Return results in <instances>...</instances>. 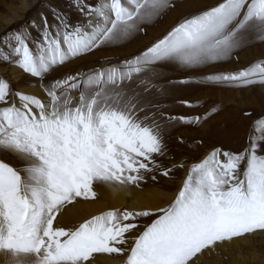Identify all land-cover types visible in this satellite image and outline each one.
Wrapping results in <instances>:
<instances>
[{
  "label": "snow or ice",
  "instance_id": "6c2138e0",
  "mask_svg": "<svg viewBox=\"0 0 264 264\" xmlns=\"http://www.w3.org/2000/svg\"><path fill=\"white\" fill-rule=\"evenodd\" d=\"M174 6L172 0H76L85 21L54 12L55 23L45 17L38 38H7L0 64L38 78L45 97L13 91L0 77V156L19 165L0 159V264H94L97 254L124 255L123 264H196L218 244L264 232V116L253 122L259 135L250 133L242 151L215 147L192 164L166 207L111 208L74 228L55 223L77 198L96 199L95 185L139 187L145 173L162 167L156 157L165 152V118L150 99L160 65L200 69L253 40L264 43V0H221L120 64L43 83L57 67L127 41ZM200 82L264 85V59ZM166 119L199 123L200 117Z\"/></svg>",
  "mask_w": 264,
  "mask_h": 264
},
{
  "label": "rangeland",
  "instance_id": "374dc122",
  "mask_svg": "<svg viewBox=\"0 0 264 264\" xmlns=\"http://www.w3.org/2000/svg\"><path fill=\"white\" fill-rule=\"evenodd\" d=\"M30 1L0 0V49L6 47L5 41L15 33H29L32 37L38 38L45 17L49 23H55L54 12L67 15L72 23L85 21V17L76 7V0H35L32 4ZM187 1L193 0H172L175 6L162 11L150 23L143 25V31L135 33L120 44L102 47L89 55L70 60L46 75L43 83L48 84L54 78H63L76 72H87L108 64H120L121 61L138 55L164 36L183 18L221 2V0H215L213 3L196 9H187L182 16L165 23L167 16L176 7L178 8V5ZM26 2L28 3L27 7L24 6ZM80 2L95 5L98 0H80ZM262 59H264V43L253 40L243 48L237 49L230 59L208 67L186 69L179 65H160V74L153 80L156 87L152 90L150 99L160 106L158 111L163 112L165 118L162 121L165 123V152L164 155L156 157L162 167L156 171L145 173L139 187L134 185L123 187L95 185L94 191L97 193V198L94 200L77 198L76 201L61 210L55 221L56 225L74 228L84 220L111 209L106 206L108 201L101 193L103 188L114 190L115 194L120 196V204L112 208L127 207V203L135 202V198L141 190L155 191V200L159 201L157 208L166 207L178 193L191 165L200 162L213 148L221 147L233 152L242 151L249 141L250 133L254 136L259 135L253 128V122L264 116V85L255 84L238 88L208 86L201 83L200 80L202 76L209 73L238 71ZM17 70L19 69L10 64H0V77L10 82L13 91L38 87L44 93L38 78L21 72L22 77L19 80H14L12 77L14 71ZM182 80L188 82L179 83ZM181 101L188 103H181ZM169 116L200 117V120L199 123H182L179 120L167 121L166 118ZM0 159L14 167H19L12 157L0 156ZM174 165L176 167H173ZM164 169H171L168 176L162 175ZM154 218L155 216L142 218L139 223L147 224ZM141 230L142 228L137 231ZM130 246L129 244L126 247ZM243 251V255L234 263L229 262L228 264H259V261H264L262 249L253 252L250 247H244ZM2 259L3 257L0 256V260ZM124 260V255L97 254L94 264H123Z\"/></svg>",
  "mask_w": 264,
  "mask_h": 264
},
{
  "label": "bare ground",
  "instance_id": "6f19581e",
  "mask_svg": "<svg viewBox=\"0 0 264 264\" xmlns=\"http://www.w3.org/2000/svg\"><path fill=\"white\" fill-rule=\"evenodd\" d=\"M35 0H31L30 3L32 4ZM99 2V0H98ZM97 2V3H98ZM30 4V5H31ZM25 7L28 6L26 2L24 4ZM88 58V57H87ZM21 70L14 71L13 79L19 80L22 76ZM22 92H27L28 94L37 95L41 98L45 97V94L37 87V88H27L22 89ZM11 100V97H10ZM105 187V185L103 186ZM101 188V187H100ZM103 197L107 199L106 206L114 207L119 203L120 196L115 194L114 190H107L103 188L101 191ZM155 191L151 190H141L139 191L137 197L135 198V202L127 203V207L132 209H140V208H147V209H155L159 207V201L155 200L154 194ZM244 247H250V249L254 251L258 249H262L264 251V232L257 231L253 234L246 235L242 238H236L231 240L230 242H224L218 244L216 249L213 251H207L196 261V264H228L234 263L236 259L244 253ZM251 261L253 259L249 258ZM259 264H264V261H259Z\"/></svg>",
  "mask_w": 264,
  "mask_h": 264
},
{
  "label": "crops",
  "instance_id": "0c3cea01",
  "mask_svg": "<svg viewBox=\"0 0 264 264\" xmlns=\"http://www.w3.org/2000/svg\"><path fill=\"white\" fill-rule=\"evenodd\" d=\"M215 0H193V1H187L185 3H182L180 5H178V8L176 7V9L170 13L169 16H167V18L165 20H167L165 23H169L170 21H172L174 18H177L178 16H182L184 13H186L185 11L187 9H196L198 7H202L205 4H210L213 3ZM163 23V22H162ZM147 38V37H146Z\"/></svg>",
  "mask_w": 264,
  "mask_h": 264
}]
</instances>
